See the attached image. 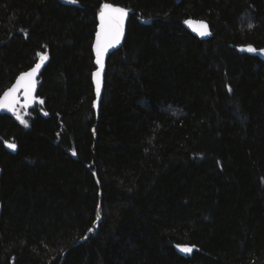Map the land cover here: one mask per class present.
Returning a JSON list of instances; mask_svg holds the SVG:
<instances>
[{
    "label": "trees",
    "instance_id": "1",
    "mask_svg": "<svg viewBox=\"0 0 264 264\" xmlns=\"http://www.w3.org/2000/svg\"><path fill=\"white\" fill-rule=\"evenodd\" d=\"M104 3L129 19L97 115ZM246 45L264 48V0H0V98L46 57L27 126L0 111V264H264V62Z\"/></svg>",
    "mask_w": 264,
    "mask_h": 264
},
{
    "label": "snow or ice",
    "instance_id": "2",
    "mask_svg": "<svg viewBox=\"0 0 264 264\" xmlns=\"http://www.w3.org/2000/svg\"><path fill=\"white\" fill-rule=\"evenodd\" d=\"M68 3L75 4L77 3V0H67ZM99 20H100V26L99 31L96 33V44H95V53H96V64L100 65V68L93 73V77L96 81V94L99 97L100 95V77L101 72L103 70V56L108 48L114 46L115 44H118L121 36L123 34V28H124V20L127 16V11L124 8L113 6L111 3H104L100 9H99ZM187 23H191L190 21ZM251 27V25H249ZM207 25L201 23L199 34L201 36H204L208 34L206 32ZM247 51L249 52H256V49L249 46L247 48ZM264 52V50H261ZM40 55V54H38ZM41 61L46 59L45 56H40ZM41 64L37 63L34 68H32L30 71L22 73L16 80L15 85H13L9 90H7L3 97L0 98V108L7 109L9 111H12L16 118L22 123L27 126V122L24 120L23 116L17 111L16 105L18 103V98L16 96V93L19 89H23L24 91V98H25V104L24 107L27 108L28 104L32 101V90L35 87L33 83V77L36 74V72L40 69ZM231 90V89H229ZM41 104L43 101H39ZM7 147L15 150L16 145L15 143H9L7 144ZM73 155H76L75 151L72 153ZM97 218H99V213H97ZM92 229H89L91 231ZM180 250L185 253H191L192 248L190 247H181Z\"/></svg>",
    "mask_w": 264,
    "mask_h": 264
},
{
    "label": "water",
    "instance_id": "3",
    "mask_svg": "<svg viewBox=\"0 0 264 264\" xmlns=\"http://www.w3.org/2000/svg\"><path fill=\"white\" fill-rule=\"evenodd\" d=\"M113 6L124 8V7H122V6L114 5V4H113ZM124 9H126V8H124ZM126 11H127V16L125 17V20H124L123 34H122V36H121V39H120L119 43H118V44H115L114 46H112V47H110V48H108L107 51L105 52L104 56H103V70H102V72H101V77H100V81H101V83H100V95H99V97H98L97 94H96V81H95V79H94V77H93L94 90H95V96H96V99H95V102H94V107H95V110H96L97 115L99 114L100 103H101V100H102V97H103V92H104V77H105V72H106V63H107V59H108V57H109V55H110L111 53H113V52H115L116 50H118L119 48H121V46L123 45L124 40H125L126 29H127L128 19H129V10L126 9ZM189 21H190L191 23H187V22H189ZM201 23L207 25L206 32H207L208 34H206V35H204V36H201V35L199 34V30H200V25H201ZM183 25H184V27H185L189 32H191L195 37H197V38H199V39H201V40H208V39H210V38L212 37L211 26H210V24H209L207 21H205V20H199V19L189 18V19H186V20L183 22ZM99 26H100V20H99V16H98V27H97V32L99 31ZM97 32H96V33H97ZM95 44H96V35H95L94 44H93V52H94V55H95V65H96V70L94 71V73L100 68V65H97V64H96ZM249 46L255 48V47L252 46V45H246V46H240V47H238V50L241 51V52L248 53V54H251V55H253V56H256V57H258L260 60H262V61L264 62V52L261 51V50H264V48H259V49L255 48V49H256V52H249V51H247V48H248ZM37 63H40V64H41V67H40V69L36 72V74H35L34 77H33V83H34L35 87H34L33 90H32V97H33V99H32V101H31L29 104H35V103L40 104V102H39L40 100H39L38 97H37L36 88H37V82H38V79H39V77H40L41 71H42L43 66H44V62L40 60V61H38ZM37 63H36V64H37ZM36 64H35V65H36ZM34 67H35V66H34ZM34 67H33V68H34ZM31 69H32V68H31ZM31 69H29L28 71H30ZM28 71H26V72H28ZM24 73H25V72H24ZM21 74H22V73H21ZM21 74H20V75H21ZM20 75H19V76H20ZM19 76H18V77H19ZM18 77H17V78H18ZM17 78L15 79V81L13 82V84H12L8 89H6V90L4 91V93H5L7 90H9L13 85H15ZM4 93H3V94H4ZM3 94H2V96H1V98L3 97ZM16 96H17V98H18V103H17V105H18L20 102H22V101L25 102L24 91H23L22 88L19 89V90L17 91ZM17 105H16V106H17ZM6 110H7V109L0 108V111H6ZM8 144H9V143H8ZM8 150L11 151L12 153H15V152H16V149H15V150H12V149L8 148ZM181 247H185V246H177V251H178V253L181 254V255L188 254V253L182 252V251L180 250ZM186 247H190V248H192V251H191V252H193V251L195 250V247H193V246H186Z\"/></svg>",
    "mask_w": 264,
    "mask_h": 264
},
{
    "label": "rangeland",
    "instance_id": "4",
    "mask_svg": "<svg viewBox=\"0 0 264 264\" xmlns=\"http://www.w3.org/2000/svg\"><path fill=\"white\" fill-rule=\"evenodd\" d=\"M25 102L22 101L20 102L17 106L16 109L17 111H19V113L23 116L24 120L26 115L28 114V110H29V106H27V108L24 107ZM14 114V113H13Z\"/></svg>",
    "mask_w": 264,
    "mask_h": 264
}]
</instances>
